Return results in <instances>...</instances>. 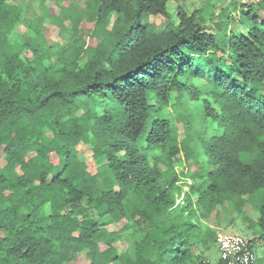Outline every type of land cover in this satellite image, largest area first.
I'll return each mask as SVG.
<instances>
[{
    "label": "trees",
    "instance_id": "16d2710c",
    "mask_svg": "<svg viewBox=\"0 0 264 264\" xmlns=\"http://www.w3.org/2000/svg\"><path fill=\"white\" fill-rule=\"evenodd\" d=\"M33 1L0 0V264H226V214L264 244V0Z\"/></svg>",
    "mask_w": 264,
    "mask_h": 264
},
{
    "label": "rangeland",
    "instance_id": "374dc122",
    "mask_svg": "<svg viewBox=\"0 0 264 264\" xmlns=\"http://www.w3.org/2000/svg\"><path fill=\"white\" fill-rule=\"evenodd\" d=\"M228 0H214L213 3L215 2H220V4H223V3H226ZM238 1L239 3H242V2H245V1H250V0H236ZM255 1V0H254ZM46 5H50V2L49 1H46L45 2ZM202 4V1L201 0H170L169 2V5H168V9L169 11L172 13V15H175V9H176V6L178 5L179 7H182L183 9L187 10V11H191L192 9H195V8H198L200 7V5ZM32 6L34 8H36L38 6V1L35 0L32 2ZM55 11H58V7L55 6ZM218 12V9L216 10ZM232 16L235 17V19L238 18V12H232ZM150 20L151 21H154L156 24H157V29H160L162 24H164L165 20L160 17V16H155V17H150ZM209 24V23H208ZM47 26V29L49 30H52L53 29V25L50 24L48 22V20H46V24ZM229 27L230 28H234V29H240L241 26L236 23V22H231L229 24ZM26 31V28L24 25L22 24H17L13 29L12 31L9 33V36H11V38L15 39V40H21L22 36L21 34ZM81 31H79L78 33V36H80ZM63 38L61 40V43H63L64 45H67L69 43V41L71 40V37L66 33L63 35ZM51 40H53L54 43H58L60 42V39H59V36H57L56 34H53L52 37H51ZM59 51H56V53H58ZM24 56L25 57H28V58H32V55L29 53V52H24ZM188 107L189 109L191 110V112L193 113H199L200 112V105L195 102V101H190L188 103ZM184 113H186V111H183ZM195 126L196 128L198 129L199 127V123L200 121L199 120H196L195 122ZM178 128L180 129V132H179V138H181L183 136V133L181 131V126L180 124H178ZM182 155V153H181ZM204 156L201 155L200 158L202 159ZM192 165V162H190V164H186L185 167H183V169L186 170V168L188 166H191ZM179 168V167H177ZM187 189V186H185V184H183L182 186V192H184L185 190ZM181 198V196H180ZM179 198V199H180ZM247 207L249 208V206L247 205ZM253 213V212H252ZM250 213V215L252 216L253 214ZM229 218L230 216L229 215H224L223 218L221 219V221L219 222V228L217 229H221L223 231H226V232H238L240 233L246 240L251 237V235H256L255 232H251L250 231H244L243 229H245V226H240V225H236V227H232L231 224L229 223ZM235 225V224H234ZM130 240L128 239H117L115 242H114V245L117 247V249L119 250H122V249H127L128 246L130 245ZM251 248L255 254V262L254 264H262L264 263V244H262L261 241H255L253 242V244L251 245ZM207 257L209 258L210 262H217L219 260V250L217 248V246L215 245L212 250L210 251L209 255H207ZM88 260L85 258L84 259V263H86Z\"/></svg>",
    "mask_w": 264,
    "mask_h": 264
},
{
    "label": "built area",
    "instance_id": "2783aa9c",
    "mask_svg": "<svg viewBox=\"0 0 264 264\" xmlns=\"http://www.w3.org/2000/svg\"><path fill=\"white\" fill-rule=\"evenodd\" d=\"M215 242L219 248L220 258L226 264H254L255 254L240 233L217 229Z\"/></svg>",
    "mask_w": 264,
    "mask_h": 264
}]
</instances>
